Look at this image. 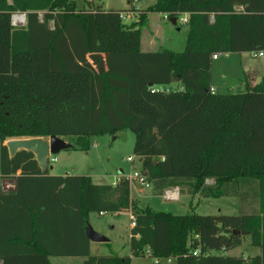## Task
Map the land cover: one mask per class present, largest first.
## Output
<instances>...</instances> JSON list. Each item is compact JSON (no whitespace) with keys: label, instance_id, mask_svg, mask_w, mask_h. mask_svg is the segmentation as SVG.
<instances>
[{"label":"trees","instance_id":"obj_1","mask_svg":"<svg viewBox=\"0 0 264 264\" xmlns=\"http://www.w3.org/2000/svg\"><path fill=\"white\" fill-rule=\"evenodd\" d=\"M83 2L0 0V173L22 172L14 191H0V264L67 256L132 264L145 255L174 264H264V75L245 92L212 91L215 54L264 50V0H157L128 9L139 16L131 23L122 11ZM18 12L26 13L24 26L12 24ZM148 12L177 25L187 17L182 50H142ZM96 53L106 59L101 72L88 58ZM121 130L135 134L134 154L154 196L168 188L235 196L239 214L156 211L132 198L128 177L97 184L88 175H50L32 152L10 157L4 145L55 135L87 151L90 137ZM123 211L133 216L131 255H92L89 214ZM234 230L260 253H215L242 244Z\"/></svg>","mask_w":264,"mask_h":264},{"label":"rangeland","instance_id":"obj_2","mask_svg":"<svg viewBox=\"0 0 264 264\" xmlns=\"http://www.w3.org/2000/svg\"><path fill=\"white\" fill-rule=\"evenodd\" d=\"M83 4V0H77ZM130 1L139 7L146 9L155 4L157 0H101L98 4L107 10L122 11V15L130 8ZM96 2V0H95ZM135 8V7H134ZM42 18V14H40ZM139 18L135 12L133 17L124 18L125 23H131ZM160 25L161 30L157 34L152 28ZM187 26L181 20L178 25H173L169 19L164 18L160 12H148L147 22L143 28L144 48L159 49L170 48L182 50L185 45ZM156 40L157 44H149ZM148 45V46H146ZM92 61V60H91ZM264 75V55L254 57L250 52L241 54H219L218 59L212 61V87L215 93H237L245 92L248 85L257 83ZM180 85H171L172 89ZM64 139V138H63ZM90 148L87 151L67 148L56 154L50 155V172L56 176L63 175H88L94 183L112 184L119 177H132L136 171L141 169V161L134 154L136 141L135 134L130 130H121L114 135L103 134L92 136ZM72 143V139H66ZM7 142V141H6ZM4 143V145L6 144ZM1 152V144H0ZM133 157V161L128 158ZM22 175L17 170L3 177L0 173V191L8 193L16 189L18 177ZM209 180L208 183H212ZM9 187V188H8ZM141 190L138 191V190ZM132 195L141 206H151L156 211H168L173 214L186 215L197 213L201 215H237L240 212L239 199L235 196L201 197L199 195L185 197L180 200H166L163 195L154 196L151 188L141 187L135 180L131 181ZM181 196V194H180ZM90 213L88 224L98 233L108 238V242H94L90 239V253L92 255L118 254L121 256L130 254V229L132 217L128 213ZM231 256L249 257L260 253V248L250 242V236L244 235L242 244L226 252H215ZM132 264H174L173 260L160 259L155 261L150 256H139L132 258ZM85 258L79 256L51 257L52 264H84Z\"/></svg>","mask_w":264,"mask_h":264},{"label":"water","instance_id":"obj_3","mask_svg":"<svg viewBox=\"0 0 264 264\" xmlns=\"http://www.w3.org/2000/svg\"><path fill=\"white\" fill-rule=\"evenodd\" d=\"M173 25H177V19H169ZM94 66L98 67V71L101 72L106 69V59L103 54L96 53L89 55ZM8 148L10 157H14L20 150H27L35 155L39 167L43 172L50 168L49 157L52 154H56L61 150L72 147L70 142L58 136L52 135L50 137H29V138H13L5 144ZM234 233H241L245 235L246 232H239L234 230ZM87 237L94 242H108V238L102 234L96 232L89 224L86 227Z\"/></svg>","mask_w":264,"mask_h":264},{"label":"built area","instance_id":"obj_4","mask_svg":"<svg viewBox=\"0 0 264 264\" xmlns=\"http://www.w3.org/2000/svg\"><path fill=\"white\" fill-rule=\"evenodd\" d=\"M135 9L137 10L138 8L135 7ZM135 11H127L125 12L123 16V18H130L132 14H134ZM181 21L183 23L187 22V17H183L181 19ZM12 24L15 26H24L26 24V13H15L12 17ZM254 57H258V56H263L264 55V50L261 51H256V52H252L251 53ZM219 56V54H215L213 56V59H217ZM154 91H164V88L162 87H158V88H154ZM212 91L213 88H212ZM129 161H133V157H129L128 158ZM49 164H50V157H49ZM130 179V181L135 180L141 187H146V188H151L150 183L147 181L146 177L141 173V170L136 171L134 173V175L132 177H128ZM116 183V182H115ZM114 183V184H115ZM9 188V187H8ZM179 189L178 188H168L164 191L163 196L165 197L166 200H178L179 199ZM101 215H104L105 213L101 212ZM133 220V217H132ZM132 226H134V223L132 222Z\"/></svg>","mask_w":264,"mask_h":264},{"label":"crops","instance_id":"obj_5","mask_svg":"<svg viewBox=\"0 0 264 264\" xmlns=\"http://www.w3.org/2000/svg\"><path fill=\"white\" fill-rule=\"evenodd\" d=\"M89 1H91V0H89ZM95 3L97 4L98 1H96ZM152 5H153V4H152ZM149 6H151V5H149ZM149 6H148V7H149ZM132 7H136V8H138V9H140V10H145L144 8L139 7L136 3H133L132 1H130V8H129V9H131ZM148 7H147V8H148ZM147 8H146V9H147ZM134 14H135V13H134ZM134 14H132L131 17H133ZM185 17H186V16H185ZM164 18L166 19V16H165V15H164ZM138 21H139V18L137 19V18L134 17V19H133L131 22H138ZM152 28L156 31L155 34H157V33L159 32V30H161V26H160V25H155V26L153 25ZM142 37H143V32H142ZM156 44H157L156 40H153V41L149 44V46L151 47L152 45H156ZM146 46H148V45H146ZM142 50H143V51H156L157 49H156V48H155V49H147V48H144V43H143V38H142ZM246 52H247V51L242 50V51H234V52L227 53V54H229V55H231V54H241V55H242L243 53H246ZM217 59H218V58H217ZM253 84H255V83H253ZM50 175H53V174L50 172ZM54 175H56V174H54ZM63 176H66V175H63ZM119 178H120V177H119ZM119 178H118V179H119ZM118 179H117V180H118ZM117 180H116V181H117ZM116 181H115V182H116ZM115 182H113V184H114ZM141 190H142V189H140V190H138V191L141 192ZM131 196H132L133 199L136 198V197H134V196L132 195V191H131ZM182 196L185 197V196H187V195H181V196H180V194H179V199H178V200H180L181 204H184V202L181 200ZM120 213H122V212H120ZM128 213L131 215V217H133L131 211H129ZM131 227H132V224H131ZM257 254H259V253H257ZM257 254H256V255H257ZM129 255H131V251H130V254H129ZM253 256H254V255H253ZM244 258H245V257H244ZM132 261H133V259H132Z\"/></svg>","mask_w":264,"mask_h":264}]
</instances>
